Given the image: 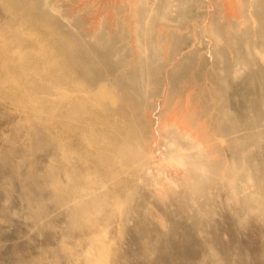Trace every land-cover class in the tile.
I'll return each instance as SVG.
<instances>
[{
  "label": "rangeland",
  "instance_id": "1",
  "mask_svg": "<svg viewBox=\"0 0 264 264\" xmlns=\"http://www.w3.org/2000/svg\"><path fill=\"white\" fill-rule=\"evenodd\" d=\"M0 264H264V0H0Z\"/></svg>",
  "mask_w": 264,
  "mask_h": 264
}]
</instances>
